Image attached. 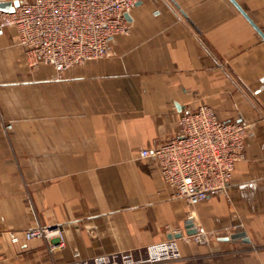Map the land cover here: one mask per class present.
Listing matches in <instances>:
<instances>
[{
    "label": "crops",
    "instance_id": "1",
    "mask_svg": "<svg viewBox=\"0 0 264 264\" xmlns=\"http://www.w3.org/2000/svg\"><path fill=\"white\" fill-rule=\"evenodd\" d=\"M234 1L264 33V0ZM127 19L109 55L60 78L29 65L14 29L0 35V264L164 242L180 258L152 264H264V39L231 0H137ZM201 103L252 127L228 196L190 206L138 152ZM188 220L214 238L192 242ZM38 224L57 225L64 246L25 239ZM241 231L248 242L226 239Z\"/></svg>",
    "mask_w": 264,
    "mask_h": 264
},
{
    "label": "built area",
    "instance_id": "2",
    "mask_svg": "<svg viewBox=\"0 0 264 264\" xmlns=\"http://www.w3.org/2000/svg\"><path fill=\"white\" fill-rule=\"evenodd\" d=\"M18 5L0 11V35L12 28L16 44L25 50L30 66L49 67L60 78L70 68L102 59L110 54L113 40L130 33L127 14L137 0H9ZM9 127V126H8ZM252 124L221 120L206 103L184 109L177 130L164 143L140 149L141 158H151L171 197L194 206L212 195L228 196L235 164L245 157L244 143ZM191 219L192 215L189 214ZM189 239L207 243L210 232L193 225ZM25 239L56 240L63 247L57 225H34L23 230ZM10 237L15 240L13 233ZM77 256V253L75 254ZM180 254L172 242L132 250L78 258L72 264H152L174 261Z\"/></svg>",
    "mask_w": 264,
    "mask_h": 264
},
{
    "label": "water",
    "instance_id": "3",
    "mask_svg": "<svg viewBox=\"0 0 264 264\" xmlns=\"http://www.w3.org/2000/svg\"><path fill=\"white\" fill-rule=\"evenodd\" d=\"M232 3L239 9V11L250 21V23L253 25L254 29L258 32V34L264 39V33L251 21V19L247 16V14L237 5V3L234 0H231ZM18 5L17 1L11 2H0V11H5V12H11L14 10V8ZM185 228L187 229L186 233L188 235L194 234L195 233V228L193 227V223L191 220H188L186 222ZM178 236H181L178 235ZM175 237V236H174ZM241 238L243 241L248 242V238L246 237L245 232H236L232 233L229 237L226 239H237Z\"/></svg>",
    "mask_w": 264,
    "mask_h": 264
},
{
    "label": "rangeland",
    "instance_id": "4",
    "mask_svg": "<svg viewBox=\"0 0 264 264\" xmlns=\"http://www.w3.org/2000/svg\"><path fill=\"white\" fill-rule=\"evenodd\" d=\"M224 196V195H223ZM226 197V196H225ZM41 225V224H40ZM30 227V226H29ZM206 230V229H205ZM209 232V231H208ZM214 238V235L213 233L210 234V238H209V241L207 243H209L212 239ZM44 240V239H43ZM46 241V240H45ZM51 242L53 241L52 239L50 240ZM192 241V240H191ZM194 242V241H192ZM195 243V242H194ZM207 243H202V244H207ZM196 244H201V243H196ZM132 250V249H131Z\"/></svg>",
    "mask_w": 264,
    "mask_h": 264
}]
</instances>
